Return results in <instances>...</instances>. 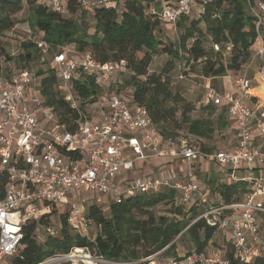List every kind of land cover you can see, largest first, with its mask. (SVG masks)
Returning a JSON list of instances; mask_svg holds the SVG:
<instances>
[{
    "label": "trees",
    "instance_id": "trees-1",
    "mask_svg": "<svg viewBox=\"0 0 264 264\" xmlns=\"http://www.w3.org/2000/svg\"><path fill=\"white\" fill-rule=\"evenodd\" d=\"M60 2L66 9L63 13L39 0H0V36L14 26L13 15L25 4L28 24L40 37L22 42L23 52L15 58L16 66L8 74L0 71V76L24 69L31 71L28 67L36 63L42 51H51L53 58L62 48L73 45L74 51L87 52L101 63L125 61L122 70L128 76L116 84V91L131 105L145 108L163 143L177 146L183 140L179 138V131L185 129L186 134L195 136L194 146L210 153L212 149L202 141L203 138L211 139L216 129L227 126L238 132L236 121L228 115L224 104L205 103L201 108L206 110L207 117L191 118L194 107L174 89L172 76L179 63L186 68V77H197L203 82L209 79L211 83L229 73L235 76L240 73L255 50L264 46V26L259 27V38L255 30L256 17L250 9V5L256 6L264 0L201 1L203 10L198 15L192 13L177 20L179 33L172 42L162 38V21L150 11L154 0H118L108 7L92 8L82 7L80 0ZM86 15L93 20L91 26L86 22ZM39 42L47 43L48 48H42ZM161 54L167 55L168 60L158 73H150L153 58ZM33 73L39 78L37 91L42 103L52 109L58 122L70 131L86 112V105L94 104L105 92L94 74L80 71L70 81L79 101L78 108H72L58 88V78L51 65ZM126 87L130 89L126 90ZM176 106L182 107L178 119L175 118ZM257 139V136L251 139L252 145ZM222 149L225 148L219 150ZM261 167L264 166H252V169ZM254 175L261 177L256 172ZM251 184L240 176L221 180L211 174L207 185L215 200L211 198V201L204 190L209 198L208 206H223L220 215L231 214L232 209L226 206L241 203L251 191ZM198 202L197 198L180 202L179 191L174 189L128 196L106 206L90 202L85 214L89 225L95 226L93 237L72 231L66 212L59 210L60 228L53 235L47 234L42 242L37 239V226L51 225L50 215L38 222L25 223L16 251L4 259L3 264H40L57 254H68L73 248H84L93 255L114 261H137L157 252L156 258L165 254V261L179 260L181 255L172 254L176 237L185 233L193 242L192 251L208 256L212 251L208 245L218 229L206 218L199 217ZM161 203L169 208L164 214H156L154 208ZM260 221L264 223V212ZM222 235L227 236L224 232ZM225 239L226 248L220 255L230 264H264L260 256L248 261L237 260L228 236Z\"/></svg>",
    "mask_w": 264,
    "mask_h": 264
},
{
    "label": "built area",
    "instance_id": "built-area-1",
    "mask_svg": "<svg viewBox=\"0 0 264 264\" xmlns=\"http://www.w3.org/2000/svg\"><path fill=\"white\" fill-rule=\"evenodd\" d=\"M117 1L80 0V5L86 8L108 7ZM201 1L206 0H154L150 11L170 24L177 37V20L192 13L198 15L203 10ZM50 4L55 11H66L60 0H50ZM250 9L256 17L255 30L260 38L259 27L264 26V3L250 5ZM39 45L48 48L45 42H39ZM73 51L66 46L55 53L51 67L56 72L58 88L64 93V99L77 109L79 101L70 85L74 75L80 71L94 74L99 82L113 77L116 86L118 70H122L125 61L101 63L87 52L75 58L70 55ZM263 53L264 46L261 45L253 54L262 60L258 70L261 79H264ZM185 70L179 63L172 78L185 79ZM38 79L26 69L0 76V264L16 251L25 223L38 222L50 215L51 224L53 212L65 209L70 229L78 234H87L89 222L85 208L76 202L74 191L91 192V203L106 206L124 197L174 189L179 191L180 202L197 198L208 206L209 198L190 168L182 173L173 171L169 174L165 170L157 176L139 175L116 182L117 173L121 169H132L136 160L155 157L184 159L190 163L200 159L212 160L230 168L232 179H237L234 170L241 164L264 165V150L252 145L251 141L253 129L258 138L264 140V102L257 101L254 108L243 102L249 95L251 82L242 71L233 79L239 96L223 94L209 79L202 84L204 101L216 106L224 104L228 115L236 121L239 133L235 146L210 153L202 152L184 140L177 146L163 143L145 108L131 105L114 86L92 104L97 112L93 115L84 112L76 121L75 129L70 131L58 122L52 109L42 103L37 91ZM32 93L34 95L28 99ZM256 184L241 203L226 206L232 209L229 215H220L223 206H208L215 212L212 219L206 218L207 222L227 234L234 258L241 262L258 256L264 261L259 217V213L264 212V202L255 199L264 195V183ZM66 197L71 202L66 201ZM42 228L50 235L55 232L52 225ZM157 254L137 261H114L101 255L91 259L99 264H230L220 252L213 250L208 256L191 251L179 260L156 262ZM68 256L69 253L53 257Z\"/></svg>",
    "mask_w": 264,
    "mask_h": 264
},
{
    "label": "rangeland",
    "instance_id": "rangeland-1",
    "mask_svg": "<svg viewBox=\"0 0 264 264\" xmlns=\"http://www.w3.org/2000/svg\"><path fill=\"white\" fill-rule=\"evenodd\" d=\"M40 2H45L46 4H50V0H39ZM66 15V14H65ZM193 15V14H191ZM28 17L29 14L27 12V6L24 4L23 7L16 12L13 15V18L15 19L14 26L3 32V34L0 36V71L8 74L9 70H12L16 66V60L18 54L23 52V49L21 47L22 42H26L28 40H38L40 37L37 35V33L29 26L28 24ZM86 22L89 26L92 25V18L89 15H86ZM162 29V38L164 40H167L169 42H172L176 37L175 33L172 31L170 24L165 23L162 21L161 25ZM179 33V30H178ZM70 48H74L73 45H69ZM71 56L77 58L80 57V53L73 51L70 53ZM52 58L51 51H42L41 56L36 60V63H33L30 67H28L31 71L36 72L39 68H46L49 65H51L50 60ZM168 56L165 54L156 55L151 64L149 65V72H156L158 73L162 67L164 66L165 62L168 60ZM184 62V60H182ZM174 73L173 71L171 72ZM127 73L124 70H118V77L116 79V84H118L119 81H124L127 78ZM76 77V76H75ZM111 80H105L100 81L102 85L104 86V91L106 93L111 91V88L116 87L115 83H113V77H111ZM174 83V89H176L180 95L190 104L194 107V110L190 112L191 118H200V117H207L206 110H203L201 108L202 105H204L206 102L204 101V89H203V81L200 78L197 77H186L183 80H175L172 79ZM218 79L213 80L214 82L211 83L215 87L218 86ZM39 82V79H38ZM126 90H129L130 88L126 87ZM34 94L28 95V99H30ZM128 99V97H126ZM95 106L92 105H86V112L89 115H93V113L97 112V108H94ZM96 109V110H95ZM176 113L175 118H179L180 111L182 107L176 106ZM215 116V113L211 115L213 118ZM216 126V125H214ZM179 138L183 139L189 144H194V140L196 139L195 136H192L190 134H186L185 129L179 131ZM202 141L209 145L212 149V152L219 150L220 148H229L232 146H235L238 143V132L232 129L230 127H225L222 129H216L214 132V135L211 139L209 138H203ZM255 146L261 148L264 150V140L257 139L255 141ZM147 164V173H149V169L152 170V174L154 175H160L163 171L169 170V174L173 171L181 173L184 170H187L190 168L193 173L195 174L197 180L199 181V186L203 188L205 191L208 192V196L211 200H215V196L212 194H209L208 191V185H207V178H211V171L213 172V175L218 176L217 173H220L218 170L221 169V166L213 162L212 160H203L200 159L198 162L190 163L187 160L184 159H168V158H148L144 160ZM138 165L142 168V162H137L136 167L138 168ZM140 168V169H141ZM161 168V172L160 171ZM264 167H262L263 169ZM137 171V169H130L128 171L121 169L117 173L116 179L118 181H121L128 175H132ZM255 180L257 178L255 177ZM251 181L253 184L251 188H255L257 186L256 183H263V181ZM250 181V180H249ZM202 182V183H201ZM74 197L76 198V202L83 205L84 208H86V205L93 201L91 196L93 193L80 190V191H74L73 192ZM211 200V201H212ZM66 201L71 202V200L66 197ZM199 203L198 207V214L201 215L204 218L212 219L214 213V209L211 210V207H208L207 205ZM169 208V205H166L165 203H161L157 205L154 208V212L156 214H164L166 213L167 209ZM62 211V210H60ZM65 211V209L63 210ZM58 214H53V222L51 223L52 227L55 229V231L60 228L59 221H58ZM259 217H261V213H259ZM96 229L95 226L89 225L87 235L89 237H93ZM37 239L42 242L47 235V232L42 228L39 227V229L36 230ZM260 236L262 239V242L264 244V223L260 221ZM209 249H212L213 251L221 252L223 248H226V239L223 237L222 232L216 230L212 239L210 240V243L208 245ZM80 252H75L76 249H72L69 252L68 257H52L55 259H52L50 261H44L42 264H99L94 262L93 259L95 255L90 253L88 250L84 248H79ZM194 249L193 242L191 241L190 237L185 233L183 235H178L176 237L175 242V248L174 253L183 255L189 251H192ZM171 252V251H170ZM169 252V253H170ZM169 255V254H168ZM86 256V257H85ZM165 254L159 255L157 258H155V261H165Z\"/></svg>",
    "mask_w": 264,
    "mask_h": 264
},
{
    "label": "crops",
    "instance_id": "crops-1",
    "mask_svg": "<svg viewBox=\"0 0 264 264\" xmlns=\"http://www.w3.org/2000/svg\"><path fill=\"white\" fill-rule=\"evenodd\" d=\"M263 59H264V53H263ZM261 64H262V60L260 58H258L257 56L253 55L252 58L248 62L245 63L243 69L241 70L242 72H244V75L251 82L249 95L243 99V102L251 108H254L256 106L257 101H263L264 102V79H261L258 75V70H259ZM234 77H235V75L229 73L225 76L217 78L218 79L217 80L218 86H219V87H217V89H219L223 94H232L235 96H239L240 94L233 84ZM251 135H252V137H256V136L258 137V133L254 129H253ZM155 158H160V157H155ZM168 159H171V158H168ZM198 161H196V162H198ZM137 162L138 163L142 162L141 166H143V167L141 168L140 165H138V168H137L135 166ZM147 168L148 167H147V164L145 163V161L136 160L134 162V166L132 169H137V171L132 175H128L124 179L133 178V177H136L139 175H150V174H152L151 169H149V173H147ZM160 170H161V168H160ZM219 170L218 171L220 173H217V174L221 180H224L225 178L230 177V168L221 166V169H219ZM166 171H169V170H166ZM213 172L214 171H211V174H213ZM255 172L259 173L260 174L259 176H261V177H256L257 180H255V175H254ZM234 174L237 177L240 176V178H242V179L250 180L249 182L254 181V180L255 181L260 180V181H263V183H264V168L262 169V167L258 170H254V169H252V166H247V165L241 164L240 166L237 167V169L234 170ZM124 179H122L121 181H118L116 179V182H122V181H124ZM198 184H199V181H198ZM253 189L251 188V190H253ZM201 190L204 191L203 188H201ZM255 199L263 201L264 195H259V196L255 197ZM223 237H227V236L224 235Z\"/></svg>",
    "mask_w": 264,
    "mask_h": 264
},
{
    "label": "bare ground",
    "instance_id": "bare-ground-1",
    "mask_svg": "<svg viewBox=\"0 0 264 264\" xmlns=\"http://www.w3.org/2000/svg\"><path fill=\"white\" fill-rule=\"evenodd\" d=\"M75 252H80V249L79 248H77L76 250H75ZM86 257V256H85Z\"/></svg>",
    "mask_w": 264,
    "mask_h": 264
}]
</instances>
